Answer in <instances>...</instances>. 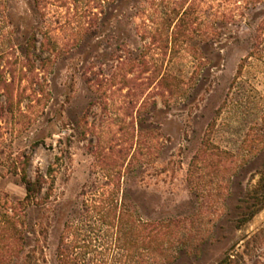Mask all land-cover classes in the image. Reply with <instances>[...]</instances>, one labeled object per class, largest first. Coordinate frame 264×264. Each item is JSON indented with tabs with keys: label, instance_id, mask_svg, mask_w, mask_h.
<instances>
[{
	"label": "rangeland",
	"instance_id": "374dc122",
	"mask_svg": "<svg viewBox=\"0 0 264 264\" xmlns=\"http://www.w3.org/2000/svg\"><path fill=\"white\" fill-rule=\"evenodd\" d=\"M85 1L40 13L34 0H0V264H56L100 146L126 150L122 189L143 220L182 221L172 264H217L227 253L264 264V0H233L223 24L206 8L202 32L177 41L182 52L140 40L134 0L108 5L98 34L84 35ZM44 13L61 51L40 76L22 75ZM130 51L146 57L128 73ZM24 168L46 182L41 204L25 209Z\"/></svg>",
	"mask_w": 264,
	"mask_h": 264
},
{
	"label": "trees",
	"instance_id": "16d2710c",
	"mask_svg": "<svg viewBox=\"0 0 264 264\" xmlns=\"http://www.w3.org/2000/svg\"><path fill=\"white\" fill-rule=\"evenodd\" d=\"M54 1L56 0H34V5L39 12H46L47 7ZM232 1L134 0L131 8L135 9V13L129 18L133 20L141 41L150 39L152 46L164 50H168L173 42L171 51L182 52L185 48L177 41L184 38V33L188 30L196 34L202 32L204 23L197 21L205 15L206 8L214 10V22L223 24L234 19ZM121 2L122 0L85 1L86 9L79 13L84 24L78 31L88 36L98 34L96 25L100 16L107 14V6ZM93 8L99 11L94 14ZM41 18L42 23L37 24L26 41L23 60L20 62L22 75L30 71L34 76H40L39 70L51 65L61 51L56 29L47 24L46 13L42 14ZM192 25H195V28ZM212 34L217 36L219 33L213 30ZM36 51H39V54ZM129 54V58H125L126 62L123 60L121 64L123 68H129L127 71L131 73L134 68L144 64L146 54L141 52L135 57H132V51ZM123 68H120V71ZM95 74L93 72L94 76H103ZM184 74L182 72L179 76ZM163 76L174 75L168 72ZM126 155V150L121 148L114 155L105 153L103 146L97 148L94 163L99 170L96 169L93 173L96 175L94 181L83 186L78 195L80 204L71 210L64 224L56 248V264H172L175 261V234L182 221L173 218L151 222L138 215L135 206L122 189L125 179L122 167ZM132 164L133 161H130L128 166ZM21 182L25 187L26 196L20 205L24 209L30 205H40V197L46 184L44 179H32L24 168ZM10 223L11 217L7 216L1 226L2 235L8 234ZM16 240L20 244L23 237L18 235ZM13 243L14 241L8 243L7 249H10ZM236 258L238 256L227 253L217 264H238ZM36 263L42 264L39 258H36Z\"/></svg>",
	"mask_w": 264,
	"mask_h": 264
}]
</instances>
